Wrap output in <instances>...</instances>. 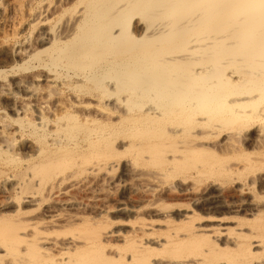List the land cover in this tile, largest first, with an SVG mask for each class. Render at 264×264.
Wrapping results in <instances>:
<instances>
[{"label": "bare ground", "instance_id": "obj_1", "mask_svg": "<svg viewBox=\"0 0 264 264\" xmlns=\"http://www.w3.org/2000/svg\"><path fill=\"white\" fill-rule=\"evenodd\" d=\"M263 136L264 0H0V264H264V149L195 190ZM120 166L192 173L108 205Z\"/></svg>", "mask_w": 264, "mask_h": 264}, {"label": "rangeland", "instance_id": "obj_2", "mask_svg": "<svg viewBox=\"0 0 264 264\" xmlns=\"http://www.w3.org/2000/svg\"><path fill=\"white\" fill-rule=\"evenodd\" d=\"M11 20H13V19H11ZM147 20H145L144 18H140L139 19V25L140 26H142V27H144L145 25H146V22ZM9 115H10V113H9ZM264 137V136H263ZM262 137V139H263V143H264V138ZM210 139V140H209ZM217 138H211V137H209L208 139H206V141L207 142H212L211 144H213V142L216 140ZM209 140V141H208ZM235 140H237V141H235ZM235 140H233L232 141V143H233V148H239V149H237V150H235V149H233L232 151H230V156H231V158L229 159V158H227L228 156H227V152L226 153H221L220 155H219V159L218 158H216L215 160H214V162H213V164H212V166H211V168H210V171H208L206 174H205V176L204 177H202V178H200V181L199 182H197V184H196V191L198 190V192L200 193V192H205L206 190H207V188H213V186L214 187H216V186H218V190L220 189V192L221 193H223V194H225L226 192L228 193V195H227V193L225 194V195H223L222 194V199H223V201H228L227 203H231V202H233V201H235L234 199H236L232 194H231V191H232V188L234 187V185H235V183L236 182H242L243 180H247V179H249V177H251L250 175H251V173H246V174H248V175H244V176H246V177H244L243 176V174H240V175H235V174H233V173H226V174H223V173H221V174H217L216 173V171H217V169L218 168H216V167H221L223 164H226V163H230L231 162V165H232V163H234V162H237L238 160H236V159H234V157H237V155H241V151L243 150L246 154L243 156L244 158H249L250 156H251V158H253V157H256V156H258L260 153H262L264 150V145L261 147L260 146V148H255V149H250V147L251 148H253V146L252 145H250V144H247V143H245L244 141L242 142V139L240 138H237V139H235ZM239 140V141H238ZM238 142V143H237ZM245 143V144H244ZM242 144H243V146H242ZM237 147H236V146ZM244 146H246V147H249V148H246V147H244ZM244 148H246V151H245V149ZM263 150V151H262ZM236 152V153H235ZM233 155V156H232ZM243 157H240V160L239 161H243L242 160V158ZM233 158V159H232ZM127 159H129V154L128 153H125L124 155H121V163L122 162H125V161H127ZM131 170V171H130ZM128 172H130L129 174H127L128 172H122L123 170H122V167L120 166V167H117V169L116 170H114L113 172H112V176H113V178L116 180V182L115 183H118V184H116V188L115 187H113L112 189H111V192L113 193V196L110 198V199H108L107 200V204L109 205H113V204H115L116 202H118V201H126V202H128V201H132V200H136L135 202H139V200L141 201L143 198L140 196V195H142V192H140V195L139 194H137L138 192L137 191H143V190H146V191H148L149 189H151L149 186H151V184H153L152 186H154L156 189H162V187H163V189L164 188H166L167 187V185H170V184H172V183H174L175 181H177V180H180V178H183V176L184 177H186V176H189L192 172L190 171V170H188L185 174H183V172H179V173H177L178 171H170L169 173L168 172H166L164 175H160V176H158L159 178H155V179H153L152 180V178L149 176V173L148 172H146L147 170L145 169V171H140V169H130ZM135 170H136V172H142V174L143 175H145V176H139L138 177V174L135 172ZM192 171H194V170H192ZM258 171H264V170H258ZM145 174H144V173ZM214 172V173H213ZM248 172V171H247ZM124 173V174H123ZM133 175H132V174ZM136 173V174H135ZM210 174V175H209ZM211 174H212V176H211ZM118 175V176H117ZM128 175H130V177L128 176ZM136 175H137V177H136ZM148 175V176H147ZM219 175V176H218ZM123 176V177H122ZM128 176V177H127ZM233 177V178H232ZM119 178V179H118ZM136 178V179H135ZM150 178V179H149ZM149 180V181H147V180ZM243 179V180H242ZM138 180H143V181H139L138 182ZM144 180L146 181V182H144ZM158 180V181H157ZM119 181V182H118ZM134 181V182H133ZM151 181V182H150ZM207 181V182H206ZM144 182V183H143ZM148 182H150V183H148ZM153 182V183H152ZM172 182V183H171ZM147 183V184H146ZM130 184V185H129ZM148 185V186H143V185ZM214 184V185H213ZM237 184V183H236ZM118 185V186H117ZM128 185V186H127ZM133 185V186H132ZM201 185V186H200ZM151 186V187H152ZM157 186H158V188H157ZM162 186V187H161ZM205 186V188H203ZM247 186V187H246ZM154 187H152V189H154ZM227 187H231L230 189L228 188L227 189ZM126 188H127V190H126ZM149 188V189H148ZM217 188V187H216ZM114 189V190H113ZM206 189V190H205ZM246 189V190H245ZM224 190V191H223ZM136 191V192H135ZM223 191V192H222ZM257 191V192H256ZM260 191H263V190H260ZM144 192V191H143ZM258 193V194H257ZM134 194V195H133ZM136 194V195H135ZM133 195V196H132ZM165 195V196H164ZM174 196H168V195H166V194H162V202H160V204H162L163 206H165V208L167 209V210H169V211H174L175 209H182V208H185V209H190L189 208V206H187L188 205V200L186 199L187 197H185L184 198V196H182V197H178L177 195H175V194H173ZM229 195L233 198V200H231V197H229ZM132 196V197H131ZM136 196H138V197H136ZM175 196H177V197H175ZM239 196H244L245 198H255L256 196H261L260 198H256V201L257 202H259L260 204H264V196L261 194V193H259V189H258V187H257V185L256 184H254V185H252V186H250L249 187V185H245L244 186V190H243V192L239 195ZM128 197V198H127ZM134 197V198H133ZM139 197H141V198H139ZM163 197L165 198V197H167L168 199L169 198H171V199H169V201H168V199L167 198H165V199H163ZM225 197H226V199H229V200H226L225 199ZM138 198H139V200H138ZM120 199V200H119ZM129 199V200H128ZM174 199V201H172ZM128 200V201H127ZM179 200V201H178ZM114 201V202H113ZM122 201V202H123ZM134 201H132V204H135V202ZM144 201H145V199H144ZM167 206V207H166ZM115 213H112V212H110V215H114ZM242 214H243V212H242ZM242 214H239L241 217H245V216H243ZM122 215V216H121ZM121 215H118L117 217H115L114 218V221H119L120 223H124V228H128L129 226H131L132 225V223H134L135 225L136 224H138V223H140L141 221H142V217H134V216H129V217H126L124 214H121ZM234 214H232V213H229V214H227L226 216H233ZM107 218V217H106ZM121 218V219H120ZM123 219V220H122ZM124 219H126V220H124ZM155 219V218H154ZM132 223H131V222ZM127 222V223H126ZM128 222H129V224H128ZM138 222V223H137Z\"/></svg>", "mask_w": 264, "mask_h": 264}]
</instances>
